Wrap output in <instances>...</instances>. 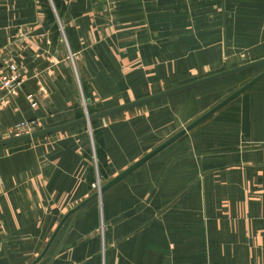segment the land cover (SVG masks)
<instances>
[{
	"label": "crops",
	"instance_id": "obj_1",
	"mask_svg": "<svg viewBox=\"0 0 264 264\" xmlns=\"http://www.w3.org/2000/svg\"><path fill=\"white\" fill-rule=\"evenodd\" d=\"M51 1L0 0V51L21 65L0 99V136L199 78L235 48L264 45V0ZM151 107L94 118L90 134L81 123L0 145V264H264V77L69 214L34 262L98 175L150 149L136 144Z\"/></svg>",
	"mask_w": 264,
	"mask_h": 264
},
{
	"label": "rangeland",
	"instance_id": "obj_2",
	"mask_svg": "<svg viewBox=\"0 0 264 264\" xmlns=\"http://www.w3.org/2000/svg\"><path fill=\"white\" fill-rule=\"evenodd\" d=\"M46 1H48L52 5L51 0H46ZM253 48L254 49H248V46L247 48H245L247 50L235 48L236 52L232 53L231 54L232 56L231 55L227 56L225 59V63L221 64L220 67H218L216 71L210 72V74L214 72H218L225 68H230V67H233V66H236V65H239V64H242V63H245V62H248V61L264 56V45H259L256 48L255 46H253ZM263 69H264V64L256 65V66L223 76L221 78H217V79H214V80H211V81H208V82H205V83H202V84L190 87V88L180 90L178 92L176 91L174 93H171V94H168V95H165V96H162V97H159V98H156V99H153V100H150V101L138 104V105H134L136 106L137 109L142 110L143 108H147V106L150 108L152 105L161 104L159 107H155V106L151 107L152 109L150 111L151 117L148 118V121H149L148 126L145 131L143 130V128L140 129L139 132L141 134V139L138 140L136 145H139V147L141 148L150 147L151 149V147H154L155 145H157L158 143L166 139L168 136H170L171 134L175 133L177 130L184 127L194 118H196L197 116H199L200 114L208 110L216 102H218L219 100L227 96L230 92H232L234 89L241 86L244 82L252 78L254 75H256L258 72H260ZM205 75H208V74H203V75L200 74V76L198 75V77H202ZM191 79L192 78H187L185 80H182V82L176 81L174 83L175 85H177V84L184 83L183 81L187 82ZM175 85L172 83V86H175ZM172 86H168L166 88H169ZM250 87L251 86H249L248 88ZM248 88H246L245 90H247ZM164 89H161V90H164ZM155 92H158V91H155ZM237 96H235V98H237ZM126 101H129V99L124 100V102ZM162 102H165V103H162ZM83 105H84L83 107L84 112L82 116L86 115V113L90 114V113L97 111V109L98 110L100 109L94 106H86L84 102H83ZM82 124L83 125L81 126H83L87 130L88 133L89 132L91 133L90 126H89L90 123H82ZM198 124H201V121ZM42 127H47V126H42L41 123H38L35 129L42 128ZM35 129H32V130H35ZM30 131H26V132H30ZM21 133H25V132H21ZM11 135H15V134L7 131V133L4 136L3 135L0 136V138L11 136ZM182 137H185V135ZM133 145H134V142L132 144V147ZM97 180H99L100 185L106 181L103 179V177H101V175L97 176ZM99 186L97 185V181L94 182L92 185L94 190H98Z\"/></svg>",
	"mask_w": 264,
	"mask_h": 264
},
{
	"label": "water",
	"instance_id": "obj_3",
	"mask_svg": "<svg viewBox=\"0 0 264 264\" xmlns=\"http://www.w3.org/2000/svg\"><path fill=\"white\" fill-rule=\"evenodd\" d=\"M260 64H264V56L260 57V58H256L254 60L230 67V68H225L223 70H220L218 72H214L181 84H177L175 86L166 88L164 90L158 91V92H154L139 98H135L133 100H129L126 102H123L121 104L109 107V108H105L102 110H98L95 111L93 113H86V115L60 123V124H56V125H52V126H47V127H42V128H38L35 130H32L30 132H25V133H19V134H15V135H11V136H6L3 138H0V145L3 144H7V143H12V142H16V141H21V140H25L28 138H32V137H36V136H40L43 134H48V133H52L55 131H59L77 124H81V123H90V120L100 117V116H104V115H108L111 114L113 112L122 110V109H126L128 107L134 106V105H138L171 93H174L176 91H180L186 88H190L232 73H235L237 71H241L243 69H247L256 65H260ZM264 76V69L261 70L260 72H258L256 75H254L252 78H250L249 80H247L246 82H244L241 86H239L238 88L234 89L232 92H230L227 96H225L224 98H222L221 100H219L218 102H216L213 106H211L208 110H206L205 112H203L202 114H200L199 116H197L196 118H194L192 121H190L188 124H186L184 127H182L181 129L177 130L175 133L171 134L170 136H168L166 139H164L163 141H161L160 143H158L157 145H155L154 147H152L151 149H149L147 152H145L143 155H141L139 158H137L136 160H134L133 162H131L128 166H126L125 168H123L122 170H120L118 173H116L113 177L109 178L108 180H106L103 184H101L98 188V190H95L90 196H88L87 198H85L84 200L80 201L79 203H77L75 206L71 207L63 216L62 218L59 220L56 228L54 229V231L52 232L51 236L49 237L47 243L45 244L43 250L40 252V254L35 258L34 262L39 259L43 253L46 251V249L48 248L49 244L51 243L52 239L54 238L57 230L59 229V227L61 226V224L64 222V220L67 218V216L69 214H71L72 212H74L75 210H77L82 204H84L86 201H88L91 197L97 196L101 191H103L104 189H106L107 187H109L110 185H112L113 183H115L116 181H118L119 179H121L123 176H125L127 173H129L131 170H133L135 167H137L138 165H140L141 163H143L144 161H146L147 159H149L151 156H153L154 154H156L158 151H160L161 149H163L164 147H166L167 145H169L172 141H174L175 139H177L179 136H181L182 134H184L186 131H188L189 129H191L192 127H194L195 125H197L200 121H202L204 118H206L208 115H210L211 113H213L214 111H216L218 108H220L222 105H224L225 103H227L229 100H231L232 98H234L235 96H237L239 93H241L243 90H245L246 88H248L249 86H251L252 84H254L256 81H258L259 79H261ZM33 262V263H34Z\"/></svg>",
	"mask_w": 264,
	"mask_h": 264
},
{
	"label": "built area",
	"instance_id": "obj_4",
	"mask_svg": "<svg viewBox=\"0 0 264 264\" xmlns=\"http://www.w3.org/2000/svg\"><path fill=\"white\" fill-rule=\"evenodd\" d=\"M21 65L9 56L2 54L0 51V90L3 92L0 99H4L6 95L16 92L17 84L20 79ZM26 97L31 105L35 104L32 94H27ZM40 123L39 118H32L29 120H20L7 127V131L13 134L30 131L35 129L37 124ZM97 185H100L97 180Z\"/></svg>",
	"mask_w": 264,
	"mask_h": 264
},
{
	"label": "trees",
	"instance_id": "obj_5",
	"mask_svg": "<svg viewBox=\"0 0 264 264\" xmlns=\"http://www.w3.org/2000/svg\"><path fill=\"white\" fill-rule=\"evenodd\" d=\"M53 1L55 2V0H53ZM56 6H57V5H56ZM81 116H82V115H81ZM81 116H80V117H81Z\"/></svg>",
	"mask_w": 264,
	"mask_h": 264
}]
</instances>
